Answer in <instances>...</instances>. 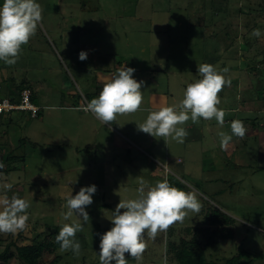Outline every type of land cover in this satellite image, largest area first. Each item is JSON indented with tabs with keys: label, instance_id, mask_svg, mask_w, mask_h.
Instances as JSON below:
<instances>
[{
	"label": "rangeland",
	"instance_id": "374dc122",
	"mask_svg": "<svg viewBox=\"0 0 264 264\" xmlns=\"http://www.w3.org/2000/svg\"><path fill=\"white\" fill-rule=\"evenodd\" d=\"M211 2L38 0L35 34L14 64L0 60V98L22 85L40 108L37 118L13 112L0 121V189L12 185L0 190V198L15 194L29 203L26 227L0 233V253L8 243L24 251L35 235L59 246L55 235L62 224L78 221L76 214L64 219L66 198L95 184L86 206L89 222L76 233L79 253L59 247L56 254L58 264H99V234L112 226L107 218L119 200L136 198L141 180L154 185L166 179L194 192L201 208L186 210L182 221L154 237L145 231L140 260L125 253L128 264H174L165 254L169 237L176 243L201 228L215 232V244L206 249L214 264L240 250L253 264H264V65H258L264 58V8L256 7H264V0H227L224 17L215 16ZM233 8L254 12L238 17ZM253 29L261 35L253 36ZM81 50L86 60L78 59ZM201 63L228 81L217 94L224 123L189 119L181 125L188 132L183 143L138 130L149 110L179 102L186 85L199 78ZM123 66L135 68L134 77L143 81L141 104L103 123L85 107ZM233 120L243 121L247 131L222 148L218 134H231ZM9 252L0 264H20L16 248Z\"/></svg>",
	"mask_w": 264,
	"mask_h": 264
},
{
	"label": "clouds",
	"instance_id": "9594fccd",
	"mask_svg": "<svg viewBox=\"0 0 264 264\" xmlns=\"http://www.w3.org/2000/svg\"><path fill=\"white\" fill-rule=\"evenodd\" d=\"M41 20V6L38 0H0V60L14 64L21 49L35 34ZM253 36L261 35L260 29H253ZM88 53L81 50L78 59L86 60ZM227 72L228 69H222ZM133 67L117 68L111 79L105 83L98 96L93 97L86 105L103 123L111 122L117 114L135 112L142 100L141 85L133 73ZM199 78L188 83L183 96L177 104L149 110L142 123L136 124L138 130L154 138L171 137L177 143H183L188 132L183 125L187 120L197 122L199 118L215 119L217 124L224 123V110L218 108V92L228 81L208 63L197 66ZM8 99V98H5ZM231 134L220 132V144L223 148L233 136L244 137L247 128L241 120L230 123ZM0 168L3 162L0 161ZM12 187L6 183L0 190ZM96 185L80 187L79 191L66 198L67 211L64 219L76 214L78 221L63 223L55 235L60 249L71 250L78 254L80 250L76 233L82 230L83 224L89 222L86 206L92 203ZM28 201L13 194L10 198H0V233L15 234L26 227L28 219L26 209ZM201 204L194 192H186L171 185L166 179L148 185L141 180L137 196L133 199H120L111 212V227L99 234V264H128V257L140 260L145 243V231L155 236L158 231L166 230L173 222L182 221L186 210L199 212Z\"/></svg>",
	"mask_w": 264,
	"mask_h": 264
},
{
	"label": "trees",
	"instance_id": "16d2710c",
	"mask_svg": "<svg viewBox=\"0 0 264 264\" xmlns=\"http://www.w3.org/2000/svg\"><path fill=\"white\" fill-rule=\"evenodd\" d=\"M227 0H212L211 2V11H213L215 13V16H219L221 14V16H226L229 13V7L227 5H225L224 3H226ZM256 7H258V10H262L263 5H256ZM234 12L237 13L238 17L241 15H250L253 14L251 10H244V8H233ZM218 13V15H216ZM225 29H227V25L224 26ZM229 30V29H227ZM252 31V30H251ZM229 32V33H228ZM225 32L226 37H230V31ZM246 41V40H244ZM250 42V40H249ZM248 45H246L247 47ZM264 53V52H263ZM264 55V54H263ZM260 65H264V58L262 56L261 61L258 64ZM251 71H257L260 72L259 69H257L256 66H252L250 68ZM258 76H260V73L258 74ZM259 77H257L258 79ZM264 89V87L261 85L259 90ZM26 90L24 89V87L22 88L19 86L18 88H16L14 91H12L8 97V99L12 102V103H19L20 99H21V93ZM7 98V97H6ZM5 98H0V101L3 100ZM34 98L32 97V95H30L29 93V100L30 102L35 105L37 108L38 106L35 104ZM19 113H27L30 116V113L27 111H17ZM40 112V108L37 109L35 115L31 118H37ZM13 113V112H10ZM10 113H2L0 114V121H2L5 117L8 116V114ZM1 123V122H0ZM223 224V223H222ZM196 230V234H194L193 236H191L189 239H184V238H180L178 240V242H174L171 238L172 235L169 237L168 240V244H167V249L165 254H168L171 256V261L174 264H214V262L212 261L211 257H209V255L206 256L207 254V247L214 245L215 244V240H214V236H215V232L209 231V228H205L202 230L201 229H195ZM207 230L208 232H202ZM189 229L184 230V233L186 235L190 234L189 233ZM54 232L51 231V235ZM9 234V233H8ZM203 234L204 235V240H200L199 236ZM2 241L1 236H0V242ZM32 243L31 245L25 246L24 247V251L22 248H18L16 247L13 243H8L5 247V249L0 253V259L4 260L5 262H7L12 254L9 252V249L12 247H15L17 250V257L20 261V264H42V260H44L45 256H52L51 259H48V261L46 262V264H58L59 260H60V256L56 254L58 248L60 246H55V244L53 245H47L44 244V242L42 240H40V236L39 235H35L32 239ZM251 255H249L248 253H246V251L240 250L238 252L237 255L225 259L224 262L222 264H253V262L250 260Z\"/></svg>",
	"mask_w": 264,
	"mask_h": 264
},
{
	"label": "built area",
	"instance_id": "2783aa9c",
	"mask_svg": "<svg viewBox=\"0 0 264 264\" xmlns=\"http://www.w3.org/2000/svg\"><path fill=\"white\" fill-rule=\"evenodd\" d=\"M37 109L38 108L30 102L29 92L27 90H24L21 93V99L19 103H12L9 99H3L0 101V114L27 111L30 113V116L33 117Z\"/></svg>",
	"mask_w": 264,
	"mask_h": 264
}]
</instances>
